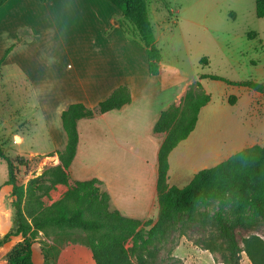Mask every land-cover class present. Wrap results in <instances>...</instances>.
I'll use <instances>...</instances> for the list:
<instances>
[{
    "label": "crops",
    "instance_id": "0c3cea01",
    "mask_svg": "<svg viewBox=\"0 0 264 264\" xmlns=\"http://www.w3.org/2000/svg\"><path fill=\"white\" fill-rule=\"evenodd\" d=\"M120 14L108 0H6L0 6V91L10 84L19 97L24 96L10 116L11 123L6 122L9 117H0L5 127L12 128L0 136L11 138L23 154L57 157L67 141L62 111L72 103L94 109L117 87L126 86L130 103L77 121L78 143L68 167L69 182L96 178L112 209L155 221L157 152L165 134L154 132V124L161 111L180 103L194 81L199 80L208 93L209 78L200 76L209 74L187 75L180 66L168 69L161 59L159 74L150 75L144 46L114 21ZM159 15L153 29L155 43L164 23L162 12ZM199 26L210 31L204 23ZM258 110L264 122L260 104ZM194 131L195 127L170 154ZM25 138H45L49 146L26 151ZM219 149L217 156H221ZM169 174L170 165L167 183L174 186L168 182ZM59 186L62 192L67 189Z\"/></svg>",
    "mask_w": 264,
    "mask_h": 264
},
{
    "label": "trees",
    "instance_id": "16d2710c",
    "mask_svg": "<svg viewBox=\"0 0 264 264\" xmlns=\"http://www.w3.org/2000/svg\"><path fill=\"white\" fill-rule=\"evenodd\" d=\"M5 1L0 0V6ZM108 1L130 23L132 31L126 28V33L144 46L149 74H159L161 55L146 0ZM254 1L256 16L264 17V0ZM9 51L10 48L5 54ZM1 63L2 57L0 66ZM199 64L206 66L209 61L204 57ZM200 77L264 93V84L254 80L235 82L211 74ZM130 101L128 88L119 86L94 109L81 103L70 104L61 113L67 141L65 148L56 152L60 163L28 180L26 185L18 181L17 171L27 167V159L9 157L0 146V158L7 169L4 185L10 187L14 212L11 227L0 238V247L12 237L22 239L8 252L7 264H34L33 240L37 233L50 229L84 232V244L89 248L94 264H144L142 257L150 247L156 243H173L172 232L182 236L186 226L199 224L205 227L210 222L216 232L206 249L218 252L222 264H239L242 251L252 264H263L259 260L261 246L247 242L241 248L234 225L255 220L264 223V143L241 149L214 166L200 169L182 187L168 186V156L193 131L200 109L210 101V94L202 89L199 80L189 86L178 105L172 104L161 111L153 127L154 132L165 134L157 152L158 215L155 222L127 217L112 209L108 193L101 189V182L96 178L69 182L68 167L78 143L77 121L118 109ZM228 101L234 103L235 97L230 96ZM44 176L51 185L67 187L61 197L49 205H44L37 194L43 187L40 179ZM214 202L218 204L217 210L208 213L207 207ZM225 209L229 210L228 215L224 214ZM149 225L148 230L142 228ZM255 241L258 240L255 238ZM128 243L129 247L126 246Z\"/></svg>",
    "mask_w": 264,
    "mask_h": 264
},
{
    "label": "rangeland",
    "instance_id": "374dc122",
    "mask_svg": "<svg viewBox=\"0 0 264 264\" xmlns=\"http://www.w3.org/2000/svg\"><path fill=\"white\" fill-rule=\"evenodd\" d=\"M146 8L154 30L155 17L159 18L161 12L164 16L156 46L168 69L180 66L187 75L207 73L229 81L254 80L264 84V17L256 16L254 0H146ZM114 21L122 23L124 31L126 28L132 31L130 23L121 14ZM203 23L211 32L199 26ZM203 56L209 61L206 66L198 65ZM4 85L0 91V117L10 119L16 104L22 103L24 96L19 97L10 84ZM205 87L211 98L198 115L194 133L169 155L170 185L182 187L196 171L216 165L239 149L264 143V122L258 113L259 104L264 110V93L258 97V93L247 87L209 79ZM230 96L236 98L235 103H229ZM4 127V122L0 121V132L7 134L12 129ZM37 130L41 131L42 126L39 125ZM0 146L9 157L27 159V167L17 171L18 181L24 185L60 163L55 155L23 154V150L5 135L0 136ZM48 146L45 138H25L23 144L26 151ZM217 148L221 149V156L215 154ZM6 177V164L0 158V238L11 227L14 213L10 187L4 185ZM47 178L41 177L43 187L37 193L44 205L53 203L63 193L59 184L51 185ZM217 208L218 204L214 202L207 211L213 213ZM224 214L228 215L229 210L225 209ZM150 227L142 228L148 230ZM184 230L182 236L170 232L172 244L168 241L150 247L142 257L143 263L222 264L218 252L206 249L216 232L211 222L205 227L190 224ZM234 232L241 248L247 242L261 246L259 260L264 264V223L255 220L235 224ZM85 236L77 230L50 229L37 233L32 244L34 264H94L90 250L84 244ZM21 240L20 236H15L0 247V264H7L8 252ZM168 248H171L170 252ZM239 264H252L244 251L240 254Z\"/></svg>",
    "mask_w": 264,
    "mask_h": 264
}]
</instances>
